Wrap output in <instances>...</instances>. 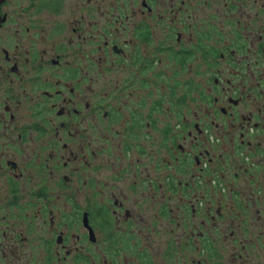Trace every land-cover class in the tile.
I'll return each mask as SVG.
<instances>
[{
	"label": "flooded vegetation",
	"instance_id": "flooded-vegetation-1",
	"mask_svg": "<svg viewBox=\"0 0 264 264\" xmlns=\"http://www.w3.org/2000/svg\"><path fill=\"white\" fill-rule=\"evenodd\" d=\"M0 264H264V0H0Z\"/></svg>",
	"mask_w": 264,
	"mask_h": 264
},
{
	"label": "rangeland",
	"instance_id": "rangeland-1",
	"mask_svg": "<svg viewBox=\"0 0 264 264\" xmlns=\"http://www.w3.org/2000/svg\"><path fill=\"white\" fill-rule=\"evenodd\" d=\"M195 105H196V104H195ZM217 156H218V155H217ZM230 157H231V155H230ZM231 161L233 162L234 160H233V159H229V161H228L226 164H230Z\"/></svg>",
	"mask_w": 264,
	"mask_h": 264
}]
</instances>
